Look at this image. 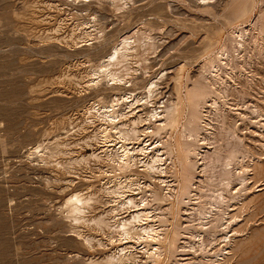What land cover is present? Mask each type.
<instances>
[{"label": "rangeland", "instance_id": "rangeland-1", "mask_svg": "<svg viewBox=\"0 0 264 264\" xmlns=\"http://www.w3.org/2000/svg\"><path fill=\"white\" fill-rule=\"evenodd\" d=\"M68 2L0 0V264H91L89 259L102 260L105 252H109L110 248L115 249L116 246L107 244L106 237L96 232L92 225L77 226L81 233L95 237L92 247L71 234L70 219L61 205L66 195L74 189L87 184L99 187L98 182L105 179L99 173L106 171L116 174L107 165L104 156L98 162L89 159L90 165L79 166L73 160L80 153L88 154L98 147V142L86 140L95 129L86 122L90 118L85 108L93 100L106 104L126 91L144 95V85L153 79L158 84L154 104L168 103L170 100L177 103V118L172 127L152 133L148 141L166 140L171 144L172 178L178 183L182 180L181 148L186 141L187 128L193 126L190 122L191 104L187 97L191 87L195 83L203 84L206 93L215 92L216 99H220L219 107L211 106L208 110L210 128L208 131L200 129L202 137L206 139L204 141L216 138L217 142L214 141L221 146L217 147L216 154H209L212 158L219 155L218 165L209 155L208 159L205 158L210 166H207L206 174L211 172L206 176H214L205 177L203 181L208 183L203 191L205 205L216 200L213 189L218 186L222 172L220 163L228 152L227 148L234 145L237 138H243L256 150L255 154L261 153L256 154L261 157V163L256 165L259 181L255 185L260 182L263 186H259L263 188L253 194L247 193V199L252 197L240 210L242 213L239 212L241 224L237 222L238 225L233 226L239 230L235 233L239 236L233 234L232 256L226 264H247V258L252 259L247 261L248 264H264V150L252 146L250 141L252 130L257 129L254 121L259 119L250 113L251 108L254 105L263 106L264 99V35L258 31L264 27V0H210L208 4H201V0H129L121 9L114 8L109 0H93L84 6L83 12L86 13L81 15H77L73 8L76 2ZM84 21L93 24L88 35L84 32L88 30ZM243 27L249 31L244 42L246 51L238 53L233 49L237 45V38L232 32ZM129 33H133L137 42L153 41V45L137 43L134 56L129 59L130 72L124 75L131 84L115 87L106 78L94 84L91 79L97 75L92 73L95 68L98 69L100 60L123 34ZM71 37L78 41L88 39L89 43H74ZM220 50H224L225 60L217 58ZM210 59L219 62L220 73L225 78L223 81H218L219 78L212 76L211 72L208 76ZM120 105L123 107L124 103ZM217 114H225L226 126L237 123L235 132L230 130L232 127H225L228 131H222L220 119L223 115L218 119ZM66 129L69 130L67 133ZM78 171L81 172L79 179ZM91 174L94 180H85ZM114 175L110 177L114 178ZM69 179H73L75 184L66 186ZM209 181L213 183L212 186ZM255 185L254 190L257 188ZM145 193L153 214L159 219L155 223L165 227L163 235L166 237L160 243L163 254L156 264H183L189 260L192 264H216L212 253L220 246L219 241H212L208 260H203L201 252L197 253L199 255L189 253L186 245L188 239L192 238L178 236L175 246L170 245L176 226L195 231L200 225L195 218V209L194 214H186L187 211H194L189 208L191 200L187 197L186 205L178 203V192H175L158 202L150 190ZM98 194L100 201L107 200L101 191ZM179 208L183 209L184 214ZM100 209L101 206H98L93 212L97 213ZM97 238L104 247H98ZM237 244L240 246H235ZM140 257L142 262L146 260L144 254Z\"/></svg>", "mask_w": 264, "mask_h": 264}, {"label": "bare ground", "instance_id": "bare-ground-1", "mask_svg": "<svg viewBox=\"0 0 264 264\" xmlns=\"http://www.w3.org/2000/svg\"><path fill=\"white\" fill-rule=\"evenodd\" d=\"M71 1H73V3L76 2L77 5L73 8H75V12L77 13V15H81L82 13H86L83 12L84 6H88L93 0ZM109 1L111 2V5L114 6V8L121 9L126 6L129 0ZM200 3L208 4L210 3V0H201ZM93 17L94 16H92V18ZM83 23L84 26L88 28V30H84V32L88 35L90 32L89 28L93 26V24L89 21H84ZM258 31H260L264 35V27H261ZM248 32L249 31H247V28L244 27L237 28L232 32L235 36L234 38H237V45L234 44L235 47L233 49L238 53L240 51V53L246 51L244 42L248 38ZM260 32H257V34H261ZM132 34L133 33L123 34L116 42L117 44L113 46V48L110 49V51L105 54V56H103V58L100 60L99 65H97L98 69L95 68L96 70L94 69V72H91L93 75H97L95 77L91 76L93 78H97L96 81H93V78L91 79L94 84H97V82L102 78H106L107 80L109 79V81L111 80V85H115V87H120V85H124L127 87V85L131 84L128 78L125 79L124 75L129 74L130 72L129 59L134 56L133 52L137 48V43H147L149 45H153V41L137 42L138 40L133 37ZM57 38L58 37H56V39ZM71 39V41H73L74 43H78L79 41L89 43L88 39H79V41L73 40V37H71ZM223 51L224 50H220V52H218L217 58L219 60L222 58L224 59ZM217 62L218 61H215V59H210L207 73L209 76V73L211 72L212 76L219 78L218 81H223L225 78L223 77V74L220 73L221 67L219 68L220 64L219 62ZM217 78H215L214 80H216ZM92 82L90 84H92ZM212 85L214 86V84ZM157 88V80L153 79L150 80L146 85H144V95L140 96L133 91H126L124 93H121L120 96H115L113 99H111V101L109 100L110 102L106 104H100L98 101L93 100L85 108V112L89 114L88 117L90 118L89 121H85L88 122L89 125L93 127V129H95V132H93V134L90 135L89 138H86V140L89 139L91 141L94 140L98 142V147L95 149L94 146V149L88 154L80 153L78 157L74 158L73 160L80 166L81 164L86 165L87 163H89V159H93V161L95 160V162L97 160L98 162L101 156H104L103 159L107 162V165L109 164L110 167H112L113 172L115 171L116 174H109L106 171H103V174H98L105 177V179H102V181L98 182L97 185L99 187L96 188L93 184H87L85 185V187L74 189L66 195L61 207L65 209L66 217L70 219V223L72 225L71 234L76 235L78 238H81L85 244L92 247V241L95 239V237L91 236L90 234L81 233L80 228L77 227L82 224L92 225L93 229L96 232H101V234L106 237L108 241L107 244L116 246L115 249L112 250H110L111 248L109 247V252H105L102 260H97L94 258L89 259V262L91 264H156L160 255L163 254H161L162 247L160 246V243L162 239L166 237L163 235L165 234V227L162 228L160 227L159 223H155V221L159 219L158 217L156 218V216L153 214V211L151 209L152 206L149 203L150 201H148L149 199H147V193L145 192L150 190L151 195H153L154 198L158 200V202L163 201L166 199V197L174 195L175 192H178L176 194L178 203L185 204L188 201H186V199L188 198L189 200H191L190 203L192 205L189 208L191 210L195 209L196 212L195 210L192 212H185L186 214H194L193 212L197 213V217L195 218L198 219V223L200 225L195 231L187 229L188 227L186 228L181 226L179 228L178 226H176L173 230L174 237L172 238L170 245L175 246V242L178 236L192 238V240L188 239L186 245V248L188 246L187 250L190 251L189 253H194V255L203 253V260H208V255L210 254L209 250L211 248L210 246L213 245L212 241H219L218 243H220V246L217 247V250L215 249L216 251L214 250V252L212 253V255L214 256L213 259L216 260V264H226V262L228 261L227 259L232 256V246L235 242V237H233V234L239 231L237 229L235 230V227H233L235 224H237V222H239V212L246 207V204L248 202H250L252 196L247 199V196H249L248 194H253L255 191L263 188L259 186H263L260 182L259 184L255 185V183L259 181V179L257 178L258 176L255 172L256 165L258 163H261V157L259 158L256 154H259L260 152H256L255 154L254 151L256 150L252 149L253 147L246 144L243 141V138H237V136L234 135L237 138L235 144H231V146L227 148L228 152H226V155L222 158V162H219L221 164V166H219L222 167V172L219 176L220 179L217 177L219 179V182L217 181L218 186H215L216 188L213 189L216 193V195H214L216 197V200L212 204L208 203L209 205H205V201L203 200V196L205 195L203 193L205 192L203 191L206 190V187L204 186L207 182L204 183V178L208 177L206 175H209L211 173L209 171L210 173L206 174L207 166H210L205 158H207L209 154H216L218 152L217 147L221 146H218V143L216 144V138H212L211 141L207 139L208 142L204 141L206 139L202 137L200 129L204 131L210 128L208 127V125L211 123L209 122L211 121L208 113L210 111L209 109L211 106L213 108V106L219 104L218 100L220 99H216L214 91L213 94L206 93L203 84L200 83L193 84V86L191 87V92L190 90L188 91L190 93L187 97L191 104L192 110L190 115V122L193 123V126L187 128L188 132L185 139L186 141L184 143V146L181 148L182 159L180 161L182 165V180L178 183L175 182L172 178L173 173L171 168L173 165V151L169 147V145L171 144H168V141L166 140L148 141L149 136L152 133H157L160 130L172 127L176 123L177 118V103H174L170 100L168 103H160L159 105L154 104V99L158 94ZM207 89H209V87ZM208 97H210L211 99H209ZM217 97L221 96L218 95ZM121 103H124L123 107H121ZM207 103L210 104L209 107L207 106ZM158 106L160 107V109H158ZM217 106L219 107V105ZM250 108L251 107L249 106V109ZM215 109L216 107H214L213 111H215ZM234 113H236V111ZM250 113H253L254 117L259 118L258 120L256 119L254 121L255 123H257V125L255 124L257 126V129L252 130V138H250V141L252 142V146L260 150H264V121L259 122L260 120H264V118L262 117V115H264V99L263 106L254 105L251 108ZM218 114L216 116L217 118L223 115L220 114V116H218ZM237 114L238 117H241L239 116V113H236V115ZM224 115L220 119L222 121V131H228L224 129L225 127H228L227 129L232 127V129L230 130L232 132H235V124L237 123H233L234 125H230L231 123H229L228 126H226ZM249 123L251 122L249 121ZM218 125H220V123ZM68 131L69 130L67 129L65 130L66 133ZM214 139L216 142L214 141ZM89 144L90 143H87L88 146ZM226 145L229 146L228 144ZM89 147H92V144ZM218 156L219 155L217 154L216 157L213 156L214 158H212V156H210L211 158H209L211 160L213 159L214 164L217 163L218 165ZM192 157H197L201 161H197L196 159L193 160ZM262 158H264V156ZM211 165H213V163H211ZM90 169L93 168L91 167ZM220 169L218 171H220ZM80 173L78 171V179L80 178ZM198 173L199 175H197ZM110 175H114V178L110 177ZM137 176L145 177V179H140V177ZM210 176L214 177L213 175ZM210 176L208 178H210ZM89 177V179L86 178L85 180H94L92 174ZM66 182V186H72V184H75V181L73 179L66 180ZM66 182L64 183L66 184ZM210 184L212 186L213 183ZM237 185H239V187H236ZM254 185L255 187H257L255 190L253 188ZM157 190H159L160 192L158 193ZM100 191L104 196L107 197V200L105 202L99 200L100 195L98 194V192L100 193ZM102 202L104 203L103 205ZM98 206H101V209L97 213H94L93 211L97 209ZM107 206L109 207L108 209L105 208ZM177 207H179V205H177ZM181 210L183 209L179 208V211L184 214V212H182ZM231 231L234 232L231 233ZM237 234L235 235L239 236ZM208 235H211L212 237L208 238ZM189 240H191L192 242ZM95 241L97 242L98 247H104L103 242L100 241L99 238H97ZM235 246H240V244H237ZM175 252H177V249ZM180 252L181 251H179V254ZM240 253L243 254V251H241ZM245 253L247 254V251ZM141 254H144L146 256V260H143V262L140 257ZM252 256L255 257L257 255ZM251 260L252 259L248 260L247 258L245 259V263L248 264V262H250ZM212 262L214 261L212 260ZM190 263L191 260L186 261L183 264ZM239 264L244 263L241 262Z\"/></svg>", "mask_w": 264, "mask_h": 264}]
</instances>
